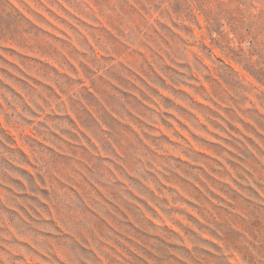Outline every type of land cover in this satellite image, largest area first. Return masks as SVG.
<instances>
[{
	"label": "rangeland",
	"instance_id": "obj_1",
	"mask_svg": "<svg viewBox=\"0 0 264 264\" xmlns=\"http://www.w3.org/2000/svg\"><path fill=\"white\" fill-rule=\"evenodd\" d=\"M0 264H264V0H0Z\"/></svg>",
	"mask_w": 264,
	"mask_h": 264
}]
</instances>
